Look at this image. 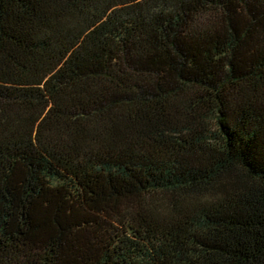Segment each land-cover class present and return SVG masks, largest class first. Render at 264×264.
<instances>
[{
	"label": "trees",
	"instance_id": "16d2710c",
	"mask_svg": "<svg viewBox=\"0 0 264 264\" xmlns=\"http://www.w3.org/2000/svg\"><path fill=\"white\" fill-rule=\"evenodd\" d=\"M0 264H264V0H0Z\"/></svg>",
	"mask_w": 264,
	"mask_h": 264
}]
</instances>
